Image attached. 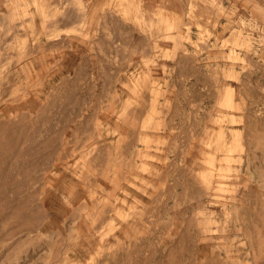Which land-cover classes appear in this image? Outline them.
<instances>
[{
    "label": "rangeland",
    "instance_id": "1",
    "mask_svg": "<svg viewBox=\"0 0 264 264\" xmlns=\"http://www.w3.org/2000/svg\"><path fill=\"white\" fill-rule=\"evenodd\" d=\"M0 88V264H264V0H0Z\"/></svg>",
    "mask_w": 264,
    "mask_h": 264
},
{
    "label": "bare ground",
    "instance_id": "2",
    "mask_svg": "<svg viewBox=\"0 0 264 264\" xmlns=\"http://www.w3.org/2000/svg\"><path fill=\"white\" fill-rule=\"evenodd\" d=\"M0 89H1V88H0ZM2 94H3V93H2ZM2 97H3V96H2ZM1 100H3V99H1ZM16 121H17V120H16ZM12 125H15V124H11V126H12ZM17 125H18V124H17ZM20 125H21V124H20ZM20 125H19V126H20ZM6 126H7V125H6ZM9 129H10V128H9ZM9 129H8V126H7V130H9ZM25 150H26V149H24V152H23V153L20 152V153H22L21 155H23L24 153H25V154L28 153V152L26 153ZM21 151H22V150H21ZM25 154H24L23 156H25ZM18 157H20V156H18Z\"/></svg>",
    "mask_w": 264,
    "mask_h": 264
}]
</instances>
